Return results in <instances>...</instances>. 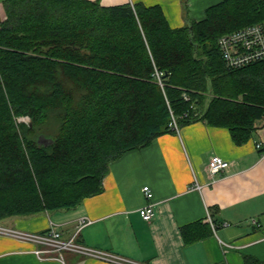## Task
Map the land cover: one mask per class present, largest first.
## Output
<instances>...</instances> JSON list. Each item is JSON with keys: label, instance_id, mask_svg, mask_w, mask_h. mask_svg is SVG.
Returning a JSON list of instances; mask_svg holds the SVG:
<instances>
[{"label": "trees", "instance_id": "trees-1", "mask_svg": "<svg viewBox=\"0 0 264 264\" xmlns=\"http://www.w3.org/2000/svg\"><path fill=\"white\" fill-rule=\"evenodd\" d=\"M3 9L0 223L102 193L110 164L174 132L173 118L226 128L237 145L264 119V60L231 69L218 46L264 23V0H223L181 28L141 3L6 0ZM182 232L192 243L211 225Z\"/></svg>", "mask_w": 264, "mask_h": 264}, {"label": "crops", "instance_id": "crops-1", "mask_svg": "<svg viewBox=\"0 0 264 264\" xmlns=\"http://www.w3.org/2000/svg\"><path fill=\"white\" fill-rule=\"evenodd\" d=\"M5 1L0 0V20ZM91 1L103 6H160L169 25L181 28L203 20L206 10L223 0ZM258 142H264V119L241 145L228 129L198 121L113 161L103 192L78 207L10 218L0 225L31 233L55 228L69 239L76 234L78 220L85 217L91 223L79 232L78 242L141 263L264 264V156L256 147ZM215 155L231 167L211 176L208 164ZM145 186L154 194L155 217L150 222L140 214L147 203ZM209 216L217 228L211 226L209 236L186 243L183 228L209 223ZM33 249L31 244L0 235V264H113L71 252L64 253L63 261L54 256L39 259Z\"/></svg>", "mask_w": 264, "mask_h": 264}, {"label": "built area", "instance_id": "built-area-1", "mask_svg": "<svg viewBox=\"0 0 264 264\" xmlns=\"http://www.w3.org/2000/svg\"><path fill=\"white\" fill-rule=\"evenodd\" d=\"M218 46L221 56L228 68L238 69L263 61L264 23L248 25L224 34L219 38ZM25 121L28 122L29 119L27 118ZM170 128L176 132L179 131L180 127L175 118H173L170 123ZM256 147L261 152L262 156H264V142H258ZM230 167V162L215 155L211 157L209 161L208 171L211 176H215L227 171ZM196 188L200 189V186L197 185ZM143 194L147 203L141 208L140 214L145 221L150 222L155 217V209L152 202L154 194L149 186L143 187ZM208 222L214 230L217 228L210 216L208 218ZM90 223L91 221L88 218H80L76 226V234L69 239H64L62 237V233L55 228H51L43 233H31L9 229L0 225V235L8 236L21 242L33 245L34 249L32 252L39 259L54 256L63 261L64 253L71 252L83 257L95 258L113 264H145L110 252L94 249L78 242L77 236L79 232L83 227L89 225ZM225 226H228V224L226 223L224 227Z\"/></svg>", "mask_w": 264, "mask_h": 264}, {"label": "water", "instance_id": "water-1", "mask_svg": "<svg viewBox=\"0 0 264 264\" xmlns=\"http://www.w3.org/2000/svg\"><path fill=\"white\" fill-rule=\"evenodd\" d=\"M40 142L44 143L45 145L53 144V141L51 139H44L43 138Z\"/></svg>", "mask_w": 264, "mask_h": 264}, {"label": "rangeland", "instance_id": "rangeland-1", "mask_svg": "<svg viewBox=\"0 0 264 264\" xmlns=\"http://www.w3.org/2000/svg\"><path fill=\"white\" fill-rule=\"evenodd\" d=\"M27 118H22L20 121H22V122H26L25 120H26Z\"/></svg>", "mask_w": 264, "mask_h": 264}]
</instances>
